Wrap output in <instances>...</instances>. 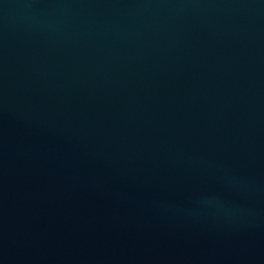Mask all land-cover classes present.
Returning a JSON list of instances; mask_svg holds the SVG:
<instances>
[{
	"label": "water",
	"instance_id": "obj_1",
	"mask_svg": "<svg viewBox=\"0 0 264 264\" xmlns=\"http://www.w3.org/2000/svg\"><path fill=\"white\" fill-rule=\"evenodd\" d=\"M0 264H264V0H0Z\"/></svg>",
	"mask_w": 264,
	"mask_h": 264
}]
</instances>
